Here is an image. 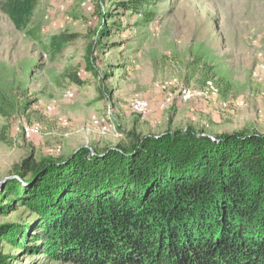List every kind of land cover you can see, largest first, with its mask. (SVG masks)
I'll return each instance as SVG.
<instances>
[{
	"label": "rangeland",
	"instance_id": "rangeland-1",
	"mask_svg": "<svg viewBox=\"0 0 264 264\" xmlns=\"http://www.w3.org/2000/svg\"><path fill=\"white\" fill-rule=\"evenodd\" d=\"M152 1L142 7L154 13L148 24L130 12L116 18L123 30L99 38L91 72L97 7L107 9L109 0H39L31 36L0 12V91L18 111L0 115V194L31 152L39 159L112 147L132 130L264 133V0ZM61 33L75 38L51 56L44 47ZM76 73L83 80L75 82ZM25 100L31 107L23 112ZM136 101L145 112L135 110ZM15 208L0 222L25 219L27 211ZM0 249L15 255L14 264H55L23 258L6 244Z\"/></svg>",
	"mask_w": 264,
	"mask_h": 264
},
{
	"label": "trees",
	"instance_id": "trees-1",
	"mask_svg": "<svg viewBox=\"0 0 264 264\" xmlns=\"http://www.w3.org/2000/svg\"><path fill=\"white\" fill-rule=\"evenodd\" d=\"M145 2L98 5L87 70L99 38L122 32L116 18L130 12L141 24L153 20L142 7L154 1ZM38 5L0 0V12L31 36ZM74 38L53 35L44 50L56 56ZM78 74L75 82L83 80ZM102 94L110 97L104 87ZM23 104V112L30 109L31 102ZM16 107L0 91V115L16 114ZM126 139L63 157L37 159L31 152L22 159L0 194V216L20 205L26 217L0 222V244L55 264H264V133L212 136L188 126L158 135L132 130ZM12 256L0 249V264H14Z\"/></svg>",
	"mask_w": 264,
	"mask_h": 264
},
{
	"label": "bare ground",
	"instance_id": "bare-ground-1",
	"mask_svg": "<svg viewBox=\"0 0 264 264\" xmlns=\"http://www.w3.org/2000/svg\"><path fill=\"white\" fill-rule=\"evenodd\" d=\"M134 108L135 110H137L138 112H145V105L144 103L140 102V101H136L134 104Z\"/></svg>",
	"mask_w": 264,
	"mask_h": 264
},
{
	"label": "water",
	"instance_id": "water-1",
	"mask_svg": "<svg viewBox=\"0 0 264 264\" xmlns=\"http://www.w3.org/2000/svg\"><path fill=\"white\" fill-rule=\"evenodd\" d=\"M84 148H87L88 150L91 151V148L89 146H83Z\"/></svg>",
	"mask_w": 264,
	"mask_h": 264
}]
</instances>
